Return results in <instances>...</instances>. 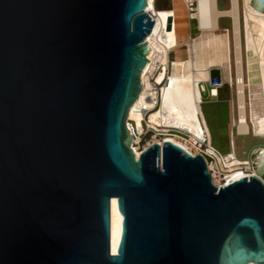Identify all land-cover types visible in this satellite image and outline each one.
Returning a JSON list of instances; mask_svg holds the SVG:
<instances>
[{"label":"water","instance_id":"1","mask_svg":"<svg viewBox=\"0 0 264 264\" xmlns=\"http://www.w3.org/2000/svg\"><path fill=\"white\" fill-rule=\"evenodd\" d=\"M146 9L0 0V264H264L262 179L213 185L172 140L130 147Z\"/></svg>","mask_w":264,"mask_h":264},{"label":"bare ground","instance_id":"2","mask_svg":"<svg viewBox=\"0 0 264 264\" xmlns=\"http://www.w3.org/2000/svg\"><path fill=\"white\" fill-rule=\"evenodd\" d=\"M197 13L201 33L193 38L188 49V58L173 60L170 69L169 83L163 90L159 109L150 114L149 120L163 126L183 127L195 135H200V112L199 102L201 100L198 81L206 80L211 67H217L228 79L232 70H235L238 80V104L240 123L237 126L238 134H246L250 127L257 133H264V12H259L249 5L250 0H243V8L250 23V31L247 34L246 47V72L249 86L248 100L249 112L246 108L245 80L243 50L241 44V34L239 27L238 0H231V9L221 11L217 8L216 0H197ZM156 0H147V13L153 16L154 26L146 42L150 49L167 50L179 45L178 35L186 29L184 10L178 1L173 0L172 9H158ZM164 6V5H163ZM163 8V7H162ZM174 17L173 28H168V17ZM230 16L233 21L234 32V60L232 63L230 33H215L219 28V19ZM235 61V62H234ZM145 67L140 75V82L143 84ZM162 74L158 75L161 80ZM215 93V91L213 92ZM142 93L139 94L134 104L128 110L127 118L133 124L140 127L143 115L135 112V104L141 102ZM250 121V123H249ZM172 140V143L185 145L171 137H163L157 141ZM156 141V142H157ZM187 149V148H186ZM258 150L259 153L264 151ZM136 157L140 154L135 150ZM254 160H264V152L261 157ZM241 161L240 159H235ZM250 174L262 179L257 174H253L252 167L250 173L237 170L229 173L225 178L227 183L231 178L238 175ZM263 180V179H262ZM264 181V180H263ZM246 264H258L249 262Z\"/></svg>","mask_w":264,"mask_h":264},{"label":"built area","instance_id":"3","mask_svg":"<svg viewBox=\"0 0 264 264\" xmlns=\"http://www.w3.org/2000/svg\"><path fill=\"white\" fill-rule=\"evenodd\" d=\"M197 3V0H184V4L187 10V19L195 21L197 29L201 33L199 19L196 16ZM150 18L153 20L152 15H150ZM168 18H170V22L168 21L167 27L173 28L174 17L172 16ZM223 31L227 33L229 32L228 29H223ZM178 47L179 45L171 47L167 50H164L163 48L161 50H157L150 47L149 52L146 55V59L148 60V62L146 63L144 71L145 81L143 84L141 83L142 100L141 102L136 103L134 107L135 112L143 115L144 118L141 120L140 127L134 125L133 121H129L128 119H126V127L132 137L130 147L134 153V149L141 152L149 145L165 136L174 138L185 145V148H187L189 154L192 157H195L196 154L203 157L208 172L211 175V182L213 185H223L225 184L226 176L232 171L240 170L245 173L251 172L252 160L250 158L240 159L236 156L233 136L235 134L245 136L251 135L255 137L260 136L254 135L252 131H248L246 134H238L237 126L240 123V119L239 104L237 100L238 80L235 70H233V72L229 74L230 77L228 79L223 77V73L220 69H218V76H213L211 78L210 70L214 68L211 67L209 69L208 78L206 80L198 81L197 83L200 91L203 93L207 91L208 96L211 100H218L219 90H221L223 87H226L229 91V97L227 100L229 107V151H227L226 153L219 152L211 145L210 133L201 110L198 114L200 120V135H195L183 127H164V125L161 126L158 123H152L149 120L150 114L159 109L160 99L163 90L169 83L170 69L173 65V60H175L171 57V55ZM188 49L189 48H187V52ZM160 74H162L163 77L161 80H158L157 78ZM244 80L246 82L248 80L246 72L244 75ZM206 82L211 84V86L208 87V90H206L205 87ZM214 91L215 93H213ZM202 102L203 100L201 99L199 102V108ZM246 108L249 112V107L247 104ZM235 159H240L241 161H236L234 164Z\"/></svg>","mask_w":264,"mask_h":264},{"label":"rangeland","instance_id":"4","mask_svg":"<svg viewBox=\"0 0 264 264\" xmlns=\"http://www.w3.org/2000/svg\"><path fill=\"white\" fill-rule=\"evenodd\" d=\"M165 1L161 2V4L165 5L168 3L170 5H173V0H165ZM176 1H178V3L181 4L182 9L184 10L185 22L188 21L187 10L184 4V0H176ZM216 5L219 10L227 11L231 9V0H216ZM156 7L159 8L160 5H157ZM238 9H239V27H240V34H241L244 75H245V72L247 71L246 70L247 34L250 31V26H249L250 23L246 15V12L243 8V0H238ZM219 28H229L231 56H232V63H233V60H234V32H233L232 18L230 16L221 17L219 19ZM190 32H191V35L197 34L194 22H192L190 25ZM223 32L224 31L221 29H218L215 31V33H223ZM187 48L188 47L186 46H180L176 48L175 49L176 52L173 53L174 56L179 54L180 57L182 56L180 59L187 58L188 56V52L186 51ZM244 52H245V55H244ZM247 85L248 83L245 81L246 104L249 105V100H248L249 86ZM206 86H211V84L206 82ZM228 97H229V93L228 91H226V89H224V90H221L220 97L218 100L216 101L205 100L200 105V110L202 112V115L205 119L206 125L210 133L211 145L221 153H226L227 151H229V130H228L229 107L227 103ZM249 131H252L254 135L260 136V137H255L251 135H248V136L236 135V134L233 136L235 154L240 159L250 158L251 153L256 148H264V133H257L253 127H250ZM252 171H253V174L254 173L257 174L253 170V167H252ZM260 177L264 180V175H261Z\"/></svg>","mask_w":264,"mask_h":264},{"label":"crops","instance_id":"5","mask_svg":"<svg viewBox=\"0 0 264 264\" xmlns=\"http://www.w3.org/2000/svg\"><path fill=\"white\" fill-rule=\"evenodd\" d=\"M165 0H156V2H155V4H156V6L157 5H160V7L158 8V9H172L173 8V5H170V4H161V2H164ZM166 2V1H165ZM161 5H164V6H161ZM163 7V8H162ZM192 22H194L195 23V21H191V20H188V21H186V29H185V31L183 32V33H181V34H179L178 35V42H179V47L180 46H186V47H188L189 48V45H190V42H191V40L193 39V38H196L199 34H200V32L198 31V29H197V26H196V23H195V28H196V32H197V34L196 35H191V32H190V25H191V23ZM218 29H221V30H223V29H228L229 30V28H218ZM218 29H216V30H218ZM215 32V31H214ZM186 51H187V49H186ZM176 51H174L173 53H175ZM172 53V55H171V57L173 58V59H176V58H181L180 56H179V54L178 55H175L174 56V54ZM215 68H217V67H214L213 69H215ZM223 77L224 78H226V76L223 74ZM205 87H206V90H208V87L209 86H206V84H205ZM224 89H226V91H228V89L226 88V87H223L221 90H224ZM221 90H219V97H220V92H221ZM228 93H229V91H228ZM200 95H201V99L203 100V101H205V100H211L210 98H209V96H208V92L206 91V92H201L200 91ZM219 99V98H218ZM227 100H228V98H227ZM214 101H216V100H214ZM228 130H229V121H228Z\"/></svg>","mask_w":264,"mask_h":264}]
</instances>
